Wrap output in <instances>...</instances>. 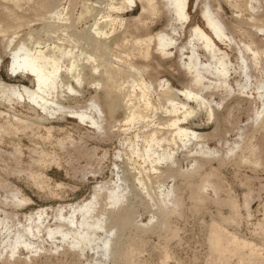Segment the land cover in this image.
I'll list each match as a JSON object with an SVG mask.
<instances>
[{"label":"bare ground","instance_id":"6f19581e","mask_svg":"<svg viewBox=\"0 0 264 264\" xmlns=\"http://www.w3.org/2000/svg\"><path fill=\"white\" fill-rule=\"evenodd\" d=\"M100 4L91 0H0V24L29 28L20 37H16L18 32L8 35L5 43L9 83L0 85V143L4 136L27 137L33 128L42 132L43 140L56 134V144L63 147L66 141L59 135L65 128L57 122L74 119L87 133L92 129L101 136L107 132L108 116L113 118L119 109L125 114L116 121L118 148L112 154L110 180L94 186L89 199L25 212L24 222H18L20 228L6 230L5 235L6 218L1 212H6L0 208V255L6 251L13 256L22 248L36 252L47 239L54 249L67 244L84 252L88 243L102 235L100 248L94 249L109 253L113 230L118 228L120 233L135 222L127 205L115 213L105 209L127 203L124 164L133 170V182L146 190L150 173L168 172L176 177L178 171L170 165L176 163L178 151L193 150L199 156L190 160L185 177L197 176L188 185L194 204L202 206L210 191L220 204L230 207L234 217L238 205L217 176L219 165L206 169L204 165L212 155L222 164L224 155L233 151H237L236 164H264V0H105ZM136 6L140 9L136 15L125 16ZM191 10L198 14L197 19L192 18ZM162 18L164 27L152 32L153 20ZM75 21L82 24L80 30H69L68 25ZM37 24L41 27L31 28ZM174 71L177 86L164 76L174 75ZM231 95H236V108L246 107L245 116L252 121L246 134H260L257 144L243 138L238 123L232 120V107L225 104ZM202 113L214 122L211 133L196 130L201 123L193 120ZM226 122L238 138L217 149L209 138ZM17 145V152L22 153L23 145ZM27 149L37 165L58 164L55 153L37 146ZM17 173L26 175L19 180L28 187L58 195L41 167ZM4 180L2 188L10 185L9 179ZM22 186L14 183L0 204H33ZM170 187L161 185L158 198L179 205L177 198L172 201L176 189ZM223 190L225 197L221 196ZM99 197L104 206L97 211ZM248 197L245 195V202ZM167 216L162 213L161 225L166 224ZM49 217L55 219L53 227L46 224ZM210 227L208 243L219 264L227 263L232 255H239L237 264L253 262L261 255L255 244L239 239L222 225L212 222ZM135 246L133 242L113 253L131 262L138 252Z\"/></svg>","mask_w":264,"mask_h":264},{"label":"rangeland","instance_id":"374dc122","mask_svg":"<svg viewBox=\"0 0 264 264\" xmlns=\"http://www.w3.org/2000/svg\"><path fill=\"white\" fill-rule=\"evenodd\" d=\"M91 1L93 4L101 6L100 3L105 0ZM133 8V10L129 9V11H126L124 13L125 16L136 15L140 11L137 6ZM224 10L227 13L229 12L227 7ZM191 11L192 18L195 17L197 19L198 14L194 13L195 10ZM162 14H165L164 17H169L168 13L163 12ZM164 23L165 18L159 21L153 20L151 31L156 32L161 27H164ZM4 25V23L0 24L1 86L4 83H9L7 81L8 59L4 56L6 53L5 43L8 35L13 32H18L16 37H20L29 30L28 27L24 26L15 29L16 25L14 24L8 27ZM81 25V23L75 21L71 22L68 28L69 30L75 29L79 31ZM34 27L40 28L41 25H33L31 28ZM233 61L236 62V58H233ZM167 63L170 64V61H167ZM174 73V75L167 73L164 76L177 86L175 80L176 72L174 71ZM24 82L29 85V82L26 80ZM235 97L236 95L228 96L225 103L228 105L227 107H232L230 114L232 120L238 123L241 128L239 132L243 138H248L250 142L257 144L260 139V134L253 137L247 136L246 131L252 126V121L245 116L246 107L244 105L236 108ZM216 99L218 98L216 97ZM224 110L225 108L221 111L223 112ZM124 115V111L119 109L113 115V118L110 119L108 116V119H106L107 132L101 136L94 135L91 132L92 129H89L87 133L86 128L76 123L78 121L74 119L67 118L57 122L61 127L65 128L60 133L61 135H59L60 137H64L66 141L63 147L56 144V134H52L49 139L43 140L39 136L42 132L36 131L33 128L27 132V137L23 135L12 138L10 136H4V142L1 141L0 143V184L5 181L4 179H9L10 185L5 188L0 187V200L9 196V191L14 183H19L23 185L24 194L32 199L33 204L15 207L0 204L1 210L6 212V214L1 212V216H5V223L7 224L2 233L5 235L9 231L13 232L14 228H20L21 224H18V222H24L22 215L25 212L28 213L34 210V208L36 209L41 206H51L54 208L58 205L89 199L94 186L109 181V170L113 167L111 163L113 161L112 154L118 148L116 134L119 130L116 121L124 118ZM200 115V118L197 117L199 115H196L193 120V123H201V125L195 126L196 130L203 133H211L214 128L213 120L207 121L204 113ZM1 133L3 134V132ZM56 133L58 134L59 132ZM66 134L69 135L67 136ZM28 137L35 138L37 142L32 141L33 139L30 140ZM67 138L72 139V141ZM237 138L238 136L235 135L234 129L226 122L219 126L217 135H212L209 141L210 145L221 149L225 146L226 142L227 144H231ZM18 142L24 146H22V153L17 152ZM28 146L30 148L37 146L51 155L55 153L58 164L54 162L46 166L35 164L31 158V152L27 149ZM235 154H237V151L224 155L225 160L222 164H219L218 158L212 155L210 156L211 158H208L209 162L204 165V168H208L209 165L215 168L219 165V175L217 176L224 186V189L227 190L230 197L238 205L235 217L230 207L225 204H220L217 195H214L210 191H206L209 199L202 206L194 204L188 185L190 180L194 181L197 176L193 175L189 179H186L185 171L189 166L188 164H190V160L192 158H198L199 154L193 150L188 151L186 148H183L177 153L176 163L170 165L171 169L178 171V175L172 177L166 172L151 176L152 174L150 173L151 178L147 182L148 188L146 190L140 188L136 182H133L134 172L131 167L128 164L123 165L128 177V183L126 184L127 187L124 193L127 203L125 202L121 205L118 203L112 206L107 205L105 209L109 213H115L119 208L127 205L130 208L131 216L135 222L133 225L120 231V233L118 228L113 230L115 234H111V251L109 253L106 252L104 254L102 250L94 249V246L100 248L101 241L104 238L103 235L99 240L93 239L95 241L92 240L88 243V246L92 249H88L87 246L84 252L74 247L70 248L67 244H64L58 249H54L50 242L51 240L47 239L42 244L44 248L36 252H29L23 248L13 256L9 252H3L0 255V264H127L131 262V264H219L216 253L210 250L208 243L212 222L222 225L229 233L234 234L239 239L241 238V240L244 239L247 242L255 244L261 250V255L253 262L255 264H257V261L263 262L264 164L261 163L257 166L249 163L242 165L236 164L233 161ZM261 155L264 162V151ZM40 167L50 187L52 186L55 189L58 197L47 194L43 189L40 191L39 189L28 187L24 184L23 180H19L26 178V175L24 173H17L18 170H30ZM164 167L166 165L161 167V169ZM146 172L149 173V171ZM17 176L19 178L16 179ZM168 184L176 189L172 201L177 198L180 201L179 205L175 206L174 203H169L168 201L162 203L160 201L162 196L158 198L160 186H168ZM223 192L221 196L225 197V192ZM103 193V191H100L101 195ZM245 195L249 196L246 202ZM103 206L104 203L102 198H100L97 211ZM163 212L168 213L165 225H161L160 223ZM54 222L55 219L49 217L46 224L53 227ZM109 226L110 222L106 225V228H110ZM44 228L45 225L41 229ZM133 242L136 246L138 243V247L135 246L138 252L134 258L132 257L131 262L126 263L124 258L113 253L114 250H117V252L122 251L127 245ZM243 251L246 254L248 253V249L246 248ZM238 256L232 255L225 264H237ZM22 261L24 262L21 263ZM246 261L245 264L253 263L249 260Z\"/></svg>","mask_w":264,"mask_h":264}]
</instances>
